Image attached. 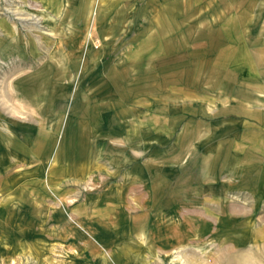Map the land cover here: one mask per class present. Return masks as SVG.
<instances>
[{
  "label": "rangeland",
  "instance_id": "374dc122",
  "mask_svg": "<svg viewBox=\"0 0 264 264\" xmlns=\"http://www.w3.org/2000/svg\"><path fill=\"white\" fill-rule=\"evenodd\" d=\"M54 1L0 0V264H264V189L228 190L220 235L187 212L170 237L169 206L113 175L155 166L171 106H204L209 148L236 138L264 100V0Z\"/></svg>",
  "mask_w": 264,
  "mask_h": 264
},
{
  "label": "crops",
  "instance_id": "0c3cea01",
  "mask_svg": "<svg viewBox=\"0 0 264 264\" xmlns=\"http://www.w3.org/2000/svg\"><path fill=\"white\" fill-rule=\"evenodd\" d=\"M43 2L46 5L55 3L54 0H43ZM256 49L259 53L260 49L258 47ZM258 53L252 51L249 58L252 70L259 77L264 76L262 71L259 73V64L260 61L264 63V57L259 59ZM175 86L178 91V83ZM256 94L259 96L258 93ZM184 105L189 106L187 103L169 107L171 116L164 119L153 133L155 153L159 157L155 166L148 169L146 163L141 162L133 167L128 166L121 172L117 171V174L113 175H118L120 181L114 187L123 191V189H135L136 186L143 199L152 200L155 204L168 205L169 207L162 209L161 214H165L166 220L170 219L174 222L170 237L182 235V233L177 235L174 227L176 223L182 221L188 225V220L191 218L184 217V213L187 212L202 214L201 217H194V220L216 222L206 234H198L215 237L221 234L219 221L227 219L226 206L228 202L232 203L226 197L228 190L237 193L240 190L245 191L244 188L257 189V191L264 189V100L256 101V104L246 108L239 118L232 119L231 125L234 128L230 126V129L236 130L234 134L236 138H229L226 147L218 149L207 147L209 140L214 136L209 134V128L202 127L207 124L206 120L200 117L205 113L204 106L196 102L190 103L189 107H183ZM114 113L108 111L103 116L99 115V118L92 123V130L103 133L101 136L104 139H108L109 133L117 135L116 131L120 129L118 121L113 119ZM208 122L213 127L219 124L214 120ZM214 134H220V130H216ZM139 137L141 138V135ZM144 141L139 145H144L146 149L147 142L144 144ZM244 141L247 144H244ZM117 189L115 195L120 196V190ZM125 197L128 198V203L135 202H132L130 193ZM230 197L236 198V196ZM145 199L139 201L144 202ZM162 218L164 217L160 216V219ZM161 228L156 229L155 236L163 237ZM196 235L194 230L193 233L189 232L188 237ZM170 243L177 245L178 242L172 240Z\"/></svg>",
  "mask_w": 264,
  "mask_h": 264
}]
</instances>
